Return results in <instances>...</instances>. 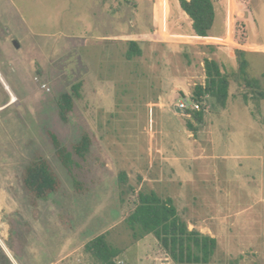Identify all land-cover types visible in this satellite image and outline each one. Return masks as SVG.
Instances as JSON below:
<instances>
[{
  "label": "rangeland",
  "instance_id": "obj_1",
  "mask_svg": "<svg viewBox=\"0 0 264 264\" xmlns=\"http://www.w3.org/2000/svg\"><path fill=\"white\" fill-rule=\"evenodd\" d=\"M211 1L214 24L200 40L176 0H0V74L16 99L8 104L0 83V248L11 264H98L83 246L100 234L122 250L118 264H174L152 235L136 241L124 223L138 191L172 199L188 229L216 239L209 264H264V99L246 82L257 79L264 90V73L253 78L246 65L239 75L237 65L224 111L203 99L206 116L193 124L207 151L201 165L189 154V120L175 107L182 89L193 98L206 56L214 52L226 68L221 55L236 59V43L256 44L250 34L264 41V0ZM129 41L140 55L126 57ZM253 52L263 70L264 42ZM171 75L180 76L179 86L168 82ZM77 82L82 97L63 123L51 101ZM45 127L68 147L82 131L92 137L87 160L75 169L82 192ZM35 150L61 186L37 202L34 216L20 179ZM218 180L226 193L217 192ZM11 225L26 240L19 259L6 245Z\"/></svg>",
  "mask_w": 264,
  "mask_h": 264
},
{
  "label": "trees",
  "instance_id": "obj_2",
  "mask_svg": "<svg viewBox=\"0 0 264 264\" xmlns=\"http://www.w3.org/2000/svg\"><path fill=\"white\" fill-rule=\"evenodd\" d=\"M176 1L183 13L189 18V24L194 34L199 38L208 39V33L215 18L212 1ZM238 1L246 2V0ZM238 27L244 29L241 24ZM243 34L242 37L245 36V31ZM128 44L127 58L140 55V49L134 41H129ZM243 47L244 44L238 42L234 48L239 75L243 73V68L247 64L243 55ZM202 65L205 75L204 84L203 86L195 85L192 97L194 100L201 101L210 97L223 107L228 96V75L226 76L221 72L219 64L213 59L204 58ZM246 82L255 88L254 92L258 99H264V90L259 87L257 79ZM81 86L82 83L77 82L69 90L60 92L51 101L52 107L63 123L68 121L69 113L74 109L75 100L82 97ZM202 117V111L192 113L194 122H201ZM185 127L189 131L195 132V127L190 121L185 123ZM43 130L56 157L71 176L75 191L82 192V182L79 181L75 169L80 168V160L83 162L87 160L93 144L92 137L87 131H82L79 138L68 147L53 131L46 127ZM20 180L28 203L33 208L34 216L37 214V202L47 200L61 186L48 160L37 150H35L32 160L22 170ZM118 180L120 196L122 197L127 192V187L126 189L124 187L126 184L125 174L120 173ZM120 201L123 202V199L121 198ZM131 204L132 209L125 217L124 223L134 240L138 241L147 235H152L174 264H209L216 250V239L196 229H188L187 223L178 214L172 199L161 198L154 191H138ZM11 226L9 231L11 241L7 242L6 245L13 257L19 259L26 240L20 233L18 226ZM24 227L26 231L29 230L28 225ZM83 252L98 264H118L116 258L122 253V250L111 245L105 234H100L84 244ZM0 264H11L1 248Z\"/></svg>",
  "mask_w": 264,
  "mask_h": 264
},
{
  "label": "crops",
  "instance_id": "obj_3",
  "mask_svg": "<svg viewBox=\"0 0 264 264\" xmlns=\"http://www.w3.org/2000/svg\"><path fill=\"white\" fill-rule=\"evenodd\" d=\"M177 2V1H176ZM189 26H190V24H189ZM191 28V27H190ZM192 30V29H191ZM4 31H5V33L6 34H9L10 33V31L7 29V27L5 26L4 27ZM246 31H247V29H246ZM248 33V32H247ZM252 33V32H251ZM250 37L253 39V41L252 42H254V43H256V44H251V43H249V41H248V39L246 38V41H247V43L245 44L244 43V46H245V48L243 49L244 51H243V55H244V58H245V61L247 62V67H248V71L249 72H253L252 73V76H253V78H257V76L259 75V74H263L264 73V69L262 70V69H260L259 70V66H258V62H260L261 61V56L258 54V53H254L253 52V50L254 49H258L259 50V48L262 46V43L264 42V41H260L259 43H257V38H253V36L250 34ZM200 40H207V39H202V38H199ZM13 40H15V39H12L11 40V42L13 41ZM229 43L230 44H232V47L234 46V42H230L229 41ZM13 45V44H12ZM19 47V46H18ZM250 51V52H249ZM224 53H227L226 51H224ZM222 54V53H221ZM212 56H206V58H209V59H213V60H215L214 59V52H212V54H211ZM221 57L223 58V62H224V64L226 65V68H220L221 69V72L223 73V74H225L226 76L228 75V74H230L231 72H236V70H237V60L236 59H234L231 55H224V54H222L221 55ZM201 65H202V63H201ZM254 75H256V76H254ZM229 76L230 75H228L227 77H228V80H229V88H228V96H227V99H226V102H225V105L223 106V107H221L222 109H223V111L229 106V103H230V101L228 102V100L229 99H231L232 98V94H231V89H230V83H231V79H229ZM204 78H205V75H204V72H203V77H202V79H203V81L201 82V83H199L200 85H202L203 86V84H204ZM179 81H180V76H170L169 77V80H168V82L169 83H171V82H175V83H177L178 84V86L180 85L179 84ZM2 82V83H1ZM0 83L1 84H4L5 86H7V88L9 89V91H11V89H10V87L8 86V84H7V82H6V80H5V78L0 74ZM253 84V83H252ZM193 85H195V84H193ZM3 86V85H2ZM5 89V88H4ZM5 91L6 92H8L6 89H5ZM12 92V91H11ZM9 93V92H8ZM182 93H183V97L182 98H184V97H188L187 95H186V92H185V90L184 89H182ZM191 96V95H190ZM158 99H159V105H161V100H162V95H159L158 96ZM11 100V99H10ZM9 100V101H10ZM243 100L244 101H246V99H245V96H243ZM239 102H242V101H239ZM14 103V102H13ZM239 104V103H238ZM244 105V104H243ZM246 106V105H245ZM247 107V106H246ZM203 111L205 112H203V120H204V116H206V112H207V109H203ZM249 114H250V116H251V113L249 112ZM190 122H192V124H194V121L193 120H191V119H188ZM223 122H225V124H226V120H223V121H221V123H219L220 125H219V127L220 128H222L221 127V124L223 123ZM200 123H202V122H200ZM184 128H185V130H184V133H185V137L187 138V139H191V142H192V144H191V146L189 147V150H190V152H189V154L191 155V156H193L194 158H195V160L197 161V162H199L197 165H201V163L203 164V163H206L205 161H204V157H205V154L207 153V151L203 148H201L202 146H201V144H203L202 142H199L196 138L199 136L198 134H196V131L195 132H191V131H189L186 127H185V124H184ZM196 134V135H195ZM195 135V136H194ZM195 143H197L198 145H199V147L201 148V150H202V152H200V153H198V151H197V149L198 148H195L194 146L196 145ZM204 155V156H203ZM201 156H203L202 158H201ZM184 160H182V162H183ZM232 163H236V162H232ZM225 169H228L229 167L226 165V167H224ZM218 183H219V186L216 188V190H217V192L219 193V195L223 192V190L225 191V193H226V190L224 189V187H223V180L221 181H219L218 180ZM148 236V235H147ZM146 237V236H145ZM144 237V238H145ZM141 240H143V239H140V240H138V241H141Z\"/></svg>",
  "mask_w": 264,
  "mask_h": 264
},
{
  "label": "built area",
  "instance_id": "obj_4",
  "mask_svg": "<svg viewBox=\"0 0 264 264\" xmlns=\"http://www.w3.org/2000/svg\"><path fill=\"white\" fill-rule=\"evenodd\" d=\"M176 109H178L181 115H184L187 119H192V113L203 110L204 100H194L190 97L181 98L176 104Z\"/></svg>",
  "mask_w": 264,
  "mask_h": 264
},
{
  "label": "bare ground",
  "instance_id": "obj_5",
  "mask_svg": "<svg viewBox=\"0 0 264 264\" xmlns=\"http://www.w3.org/2000/svg\"><path fill=\"white\" fill-rule=\"evenodd\" d=\"M2 83V82H1ZM3 85V87L9 92H7L9 95H10V101L8 102V104H10V103H13V102H15L16 101V99H15V96L14 95H12V93L9 91V89L7 88V86H5L4 84H2Z\"/></svg>",
  "mask_w": 264,
  "mask_h": 264
},
{
  "label": "water",
  "instance_id": "obj_6",
  "mask_svg": "<svg viewBox=\"0 0 264 264\" xmlns=\"http://www.w3.org/2000/svg\"><path fill=\"white\" fill-rule=\"evenodd\" d=\"M12 44H13V46L15 47V48H18V43H17V41L16 40H13L12 41ZM178 110V109H177ZM179 111V110H178ZM180 112V111H179Z\"/></svg>",
  "mask_w": 264,
  "mask_h": 264
}]
</instances>
